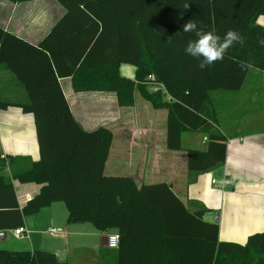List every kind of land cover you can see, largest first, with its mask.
Here are the masks:
<instances>
[{"label": "trees", "instance_id": "16d2710c", "mask_svg": "<svg viewBox=\"0 0 264 264\" xmlns=\"http://www.w3.org/2000/svg\"><path fill=\"white\" fill-rule=\"evenodd\" d=\"M22 2L29 0H8ZM64 15L37 44L0 26V65L23 86L26 102L0 101V109L17 106L33 115L38 159L12 177L4 176L0 154V228L23 225V218L54 202H63L67 221L91 223L101 233L117 232L114 264H264V231L245 243L219 241L218 224L188 210L167 183L137 187L129 176L104 173L111 131L85 129L75 119L59 79L70 76L75 90H107L117 104H133L135 89L155 108H166L168 149L181 148V133L202 131L206 148L187 150L188 171L219 166L226 137L208 114L211 90L239 89L249 67L264 72V0H56ZM188 6V7H186ZM203 31L223 35L237 30L234 44L220 61L200 69L185 54L194 33H183L189 20ZM136 67L134 78L119 66ZM166 87L171 100L151 92L147 75ZM12 179L40 184L39 192L19 209ZM0 264H90L60 260L41 250L0 249Z\"/></svg>", "mask_w": 264, "mask_h": 264}, {"label": "crops", "instance_id": "0c3cea01", "mask_svg": "<svg viewBox=\"0 0 264 264\" xmlns=\"http://www.w3.org/2000/svg\"><path fill=\"white\" fill-rule=\"evenodd\" d=\"M64 13L65 9L56 0L16 3L0 0V26L33 44L39 43ZM256 22L264 25V14L258 15ZM122 65L130 64L119 66L120 75L134 78L136 67L130 65L133 69H123ZM59 82L73 116L83 128L104 126L112 133L104 173L129 176L137 187L162 182L169 184L188 210H200L202 220L218 224L219 241L243 244L250 234L264 231L263 71L249 67L239 89L209 92L207 112L215 116L217 129L226 137V156L219 166L201 173L188 171L187 150L205 149L207 135L199 130H185L181 133V148L168 149V111L153 107L139 90L134 91L132 105L120 106L113 91L75 90L70 76L60 78ZM0 89L4 91L0 101H27L23 86L5 65H0ZM0 154L5 160L10 157L3 171L5 177L27 169L38 159L32 114L24 113L17 106L0 109ZM12 183L19 209L40 189V184L35 182L21 183L12 179ZM53 208L51 203L24 217L27 235L21 237L10 233L15 241L0 248L46 251L47 247L36 236L42 232V227H46V231L49 227L62 229L52 226L55 222ZM1 221L0 217V224ZM66 222L70 223L67 217ZM69 226L71 229L64 227L66 231L62 229L60 234L51 233L63 240V251L49 252L55 253L60 260L115 263L116 251L109 248L102 237L117 234L116 231L101 233L94 227ZM85 233L93 237V248L78 251L77 247L69 245V235ZM19 240H25V243ZM79 252L84 253L78 255Z\"/></svg>", "mask_w": 264, "mask_h": 264}, {"label": "clouds", "instance_id": "9594fccd", "mask_svg": "<svg viewBox=\"0 0 264 264\" xmlns=\"http://www.w3.org/2000/svg\"><path fill=\"white\" fill-rule=\"evenodd\" d=\"M182 32L194 33L196 39L187 43L184 52L199 59V67L202 70L210 67L214 62L222 60L234 44L244 43L243 36L237 30L229 29L221 37L214 30L203 31L198 27V21L194 18L182 26ZM258 44L264 47V38L259 39Z\"/></svg>", "mask_w": 264, "mask_h": 264}, {"label": "rangeland", "instance_id": "374dc122", "mask_svg": "<svg viewBox=\"0 0 264 264\" xmlns=\"http://www.w3.org/2000/svg\"><path fill=\"white\" fill-rule=\"evenodd\" d=\"M123 69H133L130 65H122ZM124 71V70H123ZM122 71V72H123ZM131 71V70H130ZM133 71V70H132ZM0 89V97L3 98L4 91ZM2 100V99H1ZM107 175V171L105 173ZM213 183V182H212ZM214 184V183H213ZM53 212H54V220L52 226H60L63 230L66 231L64 227H67L71 229L69 225H74L76 228L79 226H86L89 229H94L91 223L85 222V223H67L66 217H67V210L63 202H54L53 203ZM46 227H42V232L36 236V238L41 239L44 243V245L47 247L46 251H63L64 242L60 237H54L51 233L47 232ZM68 235V233H66ZM15 238L10 233L7 236L6 240H0V246H5L7 244H10ZM69 245L71 247H77L78 251H89L91 248H93V237L89 234H76V235H69L68 236ZM21 243H25V240H19ZM96 241L97 238H96ZM1 249V248H0ZM8 250V249H7ZM84 252H79L78 255H82ZM87 253V252H86ZM86 253L84 255H86ZM81 258V257H80ZM80 260V259H78ZM85 262H87V259H83ZM108 261H110L108 259ZM107 264H109L107 262Z\"/></svg>", "mask_w": 264, "mask_h": 264}, {"label": "built area", "instance_id": "2783aa9c", "mask_svg": "<svg viewBox=\"0 0 264 264\" xmlns=\"http://www.w3.org/2000/svg\"><path fill=\"white\" fill-rule=\"evenodd\" d=\"M145 84L148 85V88L150 89L151 92H160L164 96L165 99L171 100V97L168 94L164 84L154 80L152 74L147 75ZM212 182L215 184L214 180H212ZM47 232L52 233V234H60L62 233V229L56 228V227H49ZM9 233L15 236L23 237L27 235L28 231L25 229L23 225L18 226L13 229H0V240L5 239ZM107 246L111 249H116V247L118 246V235L117 234H109L107 236Z\"/></svg>", "mask_w": 264, "mask_h": 264}, {"label": "water", "instance_id": "95a60500", "mask_svg": "<svg viewBox=\"0 0 264 264\" xmlns=\"http://www.w3.org/2000/svg\"><path fill=\"white\" fill-rule=\"evenodd\" d=\"M102 240H105L106 241L107 240V236H103L102 237Z\"/></svg>", "mask_w": 264, "mask_h": 264}]
</instances>
